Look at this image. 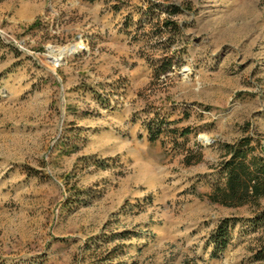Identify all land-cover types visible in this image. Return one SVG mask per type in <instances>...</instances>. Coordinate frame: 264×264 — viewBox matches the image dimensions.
<instances>
[{
	"label": "rangeland",
	"instance_id": "rangeland-1",
	"mask_svg": "<svg viewBox=\"0 0 264 264\" xmlns=\"http://www.w3.org/2000/svg\"><path fill=\"white\" fill-rule=\"evenodd\" d=\"M245 137L260 152L264 0H0V264H264L252 209L206 198Z\"/></svg>",
	"mask_w": 264,
	"mask_h": 264
},
{
	"label": "trees",
	"instance_id": "trees-1",
	"mask_svg": "<svg viewBox=\"0 0 264 264\" xmlns=\"http://www.w3.org/2000/svg\"><path fill=\"white\" fill-rule=\"evenodd\" d=\"M167 11L176 15L179 8L176 6L167 7ZM163 31L174 32V24L171 21L162 23ZM176 29V28H175ZM171 62L163 59L156 66L154 72L157 76L169 72ZM162 121H150L147 124L149 141H155L162 130ZM174 131V130H173ZM190 133L188 128L183 129L179 135L185 136ZM260 152L256 153V147L251 146L250 138H241L234 143L223 144L224 157L218 164L219 171L224 175L225 182L222 186H216L206 198L210 203L225 207H243L249 206L252 209L253 216L246 219L254 227L264 228V206L261 201L264 200V145H259ZM189 164L190 160L186 159ZM93 164L98 167H106L104 162L93 160ZM243 221L241 218L227 217L219 221L216 228L209 235V242L212 245L211 256L217 257L223 252L231 241V232L234 227ZM256 260H264V237L259 239L258 247L254 254Z\"/></svg>",
	"mask_w": 264,
	"mask_h": 264
},
{
	"label": "bare ground",
	"instance_id": "bare-ground-1",
	"mask_svg": "<svg viewBox=\"0 0 264 264\" xmlns=\"http://www.w3.org/2000/svg\"><path fill=\"white\" fill-rule=\"evenodd\" d=\"M56 55H57V54H56ZM61 55H62L61 53H58V56H57V60H58V61H59Z\"/></svg>",
	"mask_w": 264,
	"mask_h": 264
},
{
	"label": "crops",
	"instance_id": "crops-1",
	"mask_svg": "<svg viewBox=\"0 0 264 264\" xmlns=\"http://www.w3.org/2000/svg\"><path fill=\"white\" fill-rule=\"evenodd\" d=\"M27 6V5H26ZM24 8H25V6H24ZM23 12H25V11H23ZM26 14H27V12H26ZM22 15H25V13H22Z\"/></svg>",
	"mask_w": 264,
	"mask_h": 264
}]
</instances>
